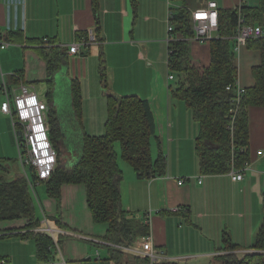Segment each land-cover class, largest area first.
Here are the masks:
<instances>
[{
	"label": "crops",
	"instance_id": "0c3cea01",
	"mask_svg": "<svg viewBox=\"0 0 264 264\" xmlns=\"http://www.w3.org/2000/svg\"><path fill=\"white\" fill-rule=\"evenodd\" d=\"M214 1L222 10L234 9L238 3V0ZM169 2L171 7L181 5L177 0H97L96 3L93 0H0V40L8 42L5 48H0V157L5 154L6 146L17 145L12 118L1 111L6 99L3 82L10 97L19 92L21 85L36 94L39 90L43 92L41 100L48 106L49 136L61 152L59 159L63 165L72 166L78 161L81 146L80 150L72 146L76 135H101L102 131L94 133V127L84 122L90 113L84 105L79 114L74 111L71 95V80L79 78L83 103L87 94L93 91L97 94L98 80L93 77L95 56L90 55L94 50L105 61L106 87L101 84L104 98L109 93L146 99L155 119V135L166 157L165 174L138 178L132 166L121 156V161L118 160L116 153L117 164L123 172L121 201L128 217L135 224L146 225L153 245L164 250L165 258L158 262L176 264L185 260L190 264H216L214 258L220 253L224 234L238 245L237 253L243 254L250 251L262 222L264 107L248 108L249 166L243 171V178L233 180L230 171L200 173L194 146L199 125L185 102L171 94L168 79L171 72L168 71L165 80L154 81L149 67L155 65L159 72L157 63L165 57L168 70L165 37ZM246 5L257 6L258 0H246ZM143 6L151 7L150 12L143 13ZM87 30H92L98 41L77 54H69L67 44L80 40ZM142 36L147 38L144 40ZM42 38L63 44L60 47L67 53V63L52 77L48 76L45 57L48 49L38 45ZM189 45L192 59L207 64L208 43L190 42ZM231 47L236 78L244 88L252 86L251 70L260 62L259 50L246 42L239 51H234L232 39ZM152 141L154 160L158 146L155 139V146ZM181 178L184 181L178 184ZM40 183L43 181L36 185ZM78 189L83 190L84 198L77 193ZM35 190L36 195L32 191L31 194L40 210V227L32 230L44 232L51 239L50 255L40 259L33 239H22L11 233L0 240H9L8 243L20 248L15 253L4 251L0 257L8 261L0 264H64L63 259L65 264H115L110 257V249L115 245L105 238L107 225L92 220L81 184H62L58 198L49 196L48 211ZM175 207L179 210L173 211ZM21 224L5 221L0 230L18 228ZM141 237L124 250H138Z\"/></svg>",
	"mask_w": 264,
	"mask_h": 264
},
{
	"label": "trees",
	"instance_id": "16d2710c",
	"mask_svg": "<svg viewBox=\"0 0 264 264\" xmlns=\"http://www.w3.org/2000/svg\"><path fill=\"white\" fill-rule=\"evenodd\" d=\"M177 1L181 5L173 7L174 32L182 37H190L193 30L189 6L201 0ZM242 11L248 22L264 24V0H258L257 6L245 5ZM218 14L219 37L208 42L207 64L192 59L186 40L171 42L169 48L172 51L167 57L168 71L177 76L175 86H169L171 94L185 102L199 125L194 146L202 174L227 173L249 162L248 108L264 107V40H247L250 47L259 50L260 62L251 70L253 85L244 88L236 106L233 102L234 91L226 87L233 84L237 77L230 37L236 27L237 11L219 9ZM47 49L48 76L52 77L61 65L67 63V53L60 46ZM98 69L101 84L105 88V61L101 56ZM47 81L50 82V78ZM71 95L73 109L79 114L82 94L78 79L71 80ZM235 107L237 111L231 131L229 125ZM106 108L105 132L102 135H85L78 161L72 166L57 165L43 183L48 196L52 198L60 196L64 183L81 184L92 220L107 225L105 238L115 245L110 249V257L115 264H150L148 257L124 250V247H132L138 236L147 235L148 227L141 223L135 224L122 206L120 185L123 172L116 161L114 142L119 143L120 156L132 166L138 178L165 174L166 157L155 135V119L146 99L135 95L106 93ZM57 137L55 135V139ZM53 139L50 138L59 163L61 152ZM152 139L156 140L158 146L154 160L151 156ZM6 161L0 157V221H11L12 224L20 221L22 224L18 228L1 229L0 237L12 233L22 239L31 238L35 242L37 256L40 259L48 258L51 239L44 232L32 230L40 227V221L28 183L23 174L7 179L9 165ZM35 178L32 172L30 179ZM262 208V222L256 231L254 243L249 247L250 251L238 254V245L231 241L228 234H224L223 245L218 249L220 253L214 258L216 264H264V192ZM2 261L8 260L0 257V263ZM156 264L169 263L163 261Z\"/></svg>",
	"mask_w": 264,
	"mask_h": 264
},
{
	"label": "built area",
	"instance_id": "2783aa9c",
	"mask_svg": "<svg viewBox=\"0 0 264 264\" xmlns=\"http://www.w3.org/2000/svg\"><path fill=\"white\" fill-rule=\"evenodd\" d=\"M167 11L166 37L167 51L171 42L175 40H186L191 43H208L211 39L219 37V14L218 4L214 0H205L193 8H189L190 22L193 35L190 37H182L174 32V12L170 6ZM246 5V0H238L234 7L237 11V22L233 34L230 36L234 42V51H239L240 47L250 39L264 40V25L258 23H250L246 20V16L242 8ZM97 37L92 30H87L86 35L80 40L67 44V52L69 54H77L82 48H87L90 44L96 43ZM8 42L0 40V48H5ZM41 47L50 48L51 46H64L61 43L51 42L47 38H42L38 43ZM168 79H174L172 73L168 74ZM235 93L233 102L238 106L240 98L244 93V86L241 85L238 78L233 84L226 87ZM2 89L6 95L5 101L1 104V111L11 116L12 122L17 136V148L19 159L23 168V174L30 185L31 191L36 195L35 185L39 181H44L50 177L57 164V152L51 143L46 121V111L48 106L42 101L35 91L29 90L27 86L21 85L18 93L12 97L9 96L7 87L3 82ZM237 107L232 110V118L229 125L233 131V122L236 115ZM24 149V151H22ZM249 166V162H245L243 167L237 169L232 168L229 172L233 180H241L243 171ZM27 167H30L36 178L31 181L27 173ZM181 184L184 179L177 180ZM178 211L179 207L172 208ZM148 220V219H147ZM48 231L51 229L47 227ZM139 249L133 250L135 253L148 257L150 264H156L160 259L165 258V252L156 248L152 243V237L147 234L139 240ZM63 263H67L64 259Z\"/></svg>",
	"mask_w": 264,
	"mask_h": 264
},
{
	"label": "rangeland",
	"instance_id": "374dc122",
	"mask_svg": "<svg viewBox=\"0 0 264 264\" xmlns=\"http://www.w3.org/2000/svg\"><path fill=\"white\" fill-rule=\"evenodd\" d=\"M196 2L194 4H196ZM193 7H194L193 4L190 3L189 8H193ZM150 10H151V7L143 6L141 8V11L143 13H148V12H150ZM142 37H143L142 39H144V40L147 38V36H142ZM93 52H94V50L91 52L90 55L95 56V58H94L95 62L93 64V68H94L93 77L95 78V80L96 79L98 80L97 94L94 91L92 92V94H89V95L87 94L85 96V103H83V93H81L82 94L81 110H82V106L84 105L85 109L88 112H90L89 116L86 115V119L84 122L86 124H89L90 127H94V128H92L94 130L93 132L98 133L95 131H99V132L102 131V133H104L105 132V121H106V116H107L106 99L104 98L102 90H101V79H100L99 72H98L99 54H97V53L94 54ZM87 57H88V54H87ZM164 58H161V61L159 63H157L158 68H159V72H158L155 65L149 66L153 70L152 73L154 75V81L157 78H159V80H163V79L165 80V77H167L168 70L166 68V62H165ZM96 61H97V63H96ZM145 68L148 69V67L146 65H145ZM79 80H80V78H79ZM87 81H90V76H89ZM176 81H177V76L174 75V79L170 80L169 86H171V88H173L176 84ZM88 88H90V87H88ZM39 92L42 93V96ZM39 92H38L39 94L37 93V95L39 96L40 99H42L43 92L40 90H39ZM87 98H91V101H88ZM99 100H101L100 104L98 103ZM102 133H99V134L102 135ZM86 135H89V134H86ZM96 135H98V134H96ZM84 136H85L84 134L83 135L82 134L76 135V137H74V139L72 140V146L73 147L76 146L77 148L79 147V150H80L81 140L84 138ZM152 144H154V139L152 141ZM9 146L11 147V151L9 150ZM154 146H155V144H154ZM114 150L117 153L118 160L121 161L120 149H119V143L118 142H114ZM154 150H155V148L153 147L152 155L154 154ZM22 151H24V149ZM1 158L7 159L6 164L9 165V173L6 176L7 179H12L16 175L23 174V168H22L21 163H20L18 148H17V145L15 143L14 144L11 143L8 146H6L5 154H3L1 156ZM59 164H62L60 159H59V163L56 164V166ZM27 173L31 178L32 170L30 169V167H27ZM35 188L37 189L39 199L41 200L45 209L48 211V209L46 207V202H47V200H49V196H48L47 191H46L45 183H40L39 185H36ZM77 193H79L82 196V198H84V194H83L82 189H78ZM52 201H56V200L52 199ZM76 203H78V195L76 197ZM35 207H36V216L40 217V210H39V207L37 206L36 203H35ZM2 222L4 223L5 221H0V227H1ZM7 222L11 223V221H7ZM49 224H50V226H52L50 221H49ZM8 242H9V240H0V256L6 250H11L13 253H15V252H17V250H19L20 245L10 244ZM29 244H30V247L33 248V242L30 241ZM25 251H26V249H25ZM191 251H193V249H191ZM176 264H190V263H187V261L183 260V261L177 262Z\"/></svg>",
	"mask_w": 264,
	"mask_h": 264
}]
</instances>
